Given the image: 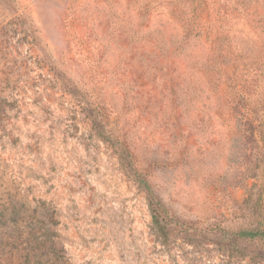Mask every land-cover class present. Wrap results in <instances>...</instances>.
Listing matches in <instances>:
<instances>
[{"label": "rangeland", "instance_id": "374dc122", "mask_svg": "<svg viewBox=\"0 0 264 264\" xmlns=\"http://www.w3.org/2000/svg\"><path fill=\"white\" fill-rule=\"evenodd\" d=\"M263 228L264 0H0V264H264Z\"/></svg>", "mask_w": 264, "mask_h": 264}, {"label": "trees", "instance_id": "16d2710c", "mask_svg": "<svg viewBox=\"0 0 264 264\" xmlns=\"http://www.w3.org/2000/svg\"><path fill=\"white\" fill-rule=\"evenodd\" d=\"M141 182L144 184V187L149 190L147 183H145L143 180H141ZM152 218L156 226L161 231H163L164 227L160 225V221L158 217L156 216V214L153 213ZM236 236L239 238H249V239H253L255 237L264 238V228L263 229H253V230H243V231L236 233Z\"/></svg>", "mask_w": 264, "mask_h": 264}]
</instances>
